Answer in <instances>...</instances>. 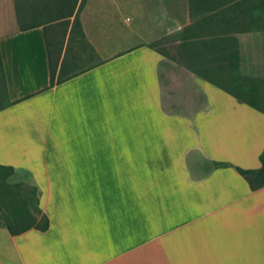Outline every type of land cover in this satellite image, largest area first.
Masks as SVG:
<instances>
[{
  "label": "crops",
  "instance_id": "0c3cea01",
  "mask_svg": "<svg viewBox=\"0 0 264 264\" xmlns=\"http://www.w3.org/2000/svg\"><path fill=\"white\" fill-rule=\"evenodd\" d=\"M186 8V0H84L83 45L70 23L53 43L58 26L48 25L52 50L75 73L49 88L43 28L19 31L13 1L0 0V165L30 172L48 221L44 232L15 236L0 226V264H264V186L250 190L234 170L260 168L264 114L245 102L263 95L257 86L246 94L236 77L264 75V35L235 36L247 61L238 71L185 60L203 108L167 112L164 55L148 46L186 23ZM127 39L139 41L122 46ZM190 154L205 172L193 176ZM210 162L231 167L206 171Z\"/></svg>",
  "mask_w": 264,
  "mask_h": 264
},
{
  "label": "trees",
  "instance_id": "16d2710c",
  "mask_svg": "<svg viewBox=\"0 0 264 264\" xmlns=\"http://www.w3.org/2000/svg\"><path fill=\"white\" fill-rule=\"evenodd\" d=\"M12 1L19 31L41 26L43 33L46 35L51 29L48 25L54 23L57 26L66 27L67 20L72 17V26L69 33H76L78 41L84 44L80 24L76 19L84 0H80L77 7V0ZM186 6L192 23L182 31L183 36L180 39V46L184 50L186 49V52H184L186 55L184 56L188 64L196 63L197 61L205 64L217 63L220 67L219 69L238 71V67L243 63H247L245 54L237 48L235 36L247 34L264 35V0H186ZM72 27L75 28V31H72ZM64 33L65 30L63 31ZM151 44L153 45V43ZM148 48L156 52H163L159 49H154L153 46H148ZM45 49L47 54L49 88L75 75V73L67 70V64L64 58L59 62V47L56 50H52V45L48 44V41L45 39ZM52 52H54V55ZM163 55L165 56L167 54L163 52ZM186 68L194 72L190 66ZM238 72L236 77L237 83L240 87L244 86L246 94L254 90L255 86H257L260 94L263 95L261 102L256 105L245 102L246 105L264 114V75L252 79L243 75L244 72ZM259 73L260 70L258 69ZM0 84L2 85V100L4 101L0 105V110H2L7 102H5V85L1 62ZM244 88L239 90L245 93L243 91ZM234 97L240 100L236 95ZM257 106L263 109H259ZM258 162L260 168L257 170H243L234 167L235 172L245 180L250 190L264 186V150L258 156ZM210 165H212L213 169L231 167L229 164L223 162H210ZM12 169L9 166L0 165V170L11 171ZM1 194L0 197L2 196ZM37 201L36 199V203ZM36 214H40L37 221L35 219ZM36 214L33 215L29 210L13 208L11 209V214L7 217L3 212L2 199L0 198V219L3 220V224L0 226L10 236L19 235L28 230L38 232L46 231L48 228L47 218L38 208H36Z\"/></svg>",
  "mask_w": 264,
  "mask_h": 264
},
{
  "label": "rangeland",
  "instance_id": "374dc122",
  "mask_svg": "<svg viewBox=\"0 0 264 264\" xmlns=\"http://www.w3.org/2000/svg\"><path fill=\"white\" fill-rule=\"evenodd\" d=\"M82 7L83 5L79 9L76 16L78 21L79 18L83 17L85 14L83 13V10L85 9L82 10ZM185 10L188 14V20L185 24L175 25V31H173V27L170 26L169 30L163 33V37L153 40L151 43H153L157 49L167 54L163 57L164 60L160 62L157 68L161 88V108L170 113L191 115L193 112L203 108L204 98L191 77L180 68L181 66L184 67L186 64L184 56V51L186 49L184 50L182 46H180V39L183 36L182 31L192 23L188 9L186 8ZM69 23L71 28L72 20L70 21V19L67 20L66 27L58 26L59 36L55 35L56 38L55 40L53 39L54 41L52 40L53 43H56V40H58V44H61V40L63 38L62 33L64 30H67L66 28H68ZM126 23L128 24V27H133L132 32L134 31V34L137 35L138 33L135 31L133 21L128 19V22ZM147 27L151 28L150 25H147ZM72 31H75V28L72 27ZM130 32L131 31L128 30V36ZM46 38L48 44H51L48 32L46 33ZM122 41L124 42L121 43V45L126 46L127 43L129 45V43H136L139 40L127 39L121 40L120 42ZM96 59H98L97 54H94L93 56L91 55L89 58H81L82 61L77 67L90 66ZM260 65L263 70L264 57L260 60ZM3 103L2 85L0 84V105ZM187 162L189 171H191L193 176L196 174L193 169L198 170L202 168L204 171V168L198 163V158L195 154H190ZM211 168L212 166L207 164L205 170L208 171ZM0 193H2V196L0 197L2 199V209L7 217L11 214V209L13 208L29 210V212L33 215L36 214V208L38 205V201L36 203V199L38 200L39 198V190L36 187L30 172L22 169H12L11 171L0 170ZM39 217L40 214L35 215L36 221ZM2 224L3 220L0 219V225Z\"/></svg>",
  "mask_w": 264,
  "mask_h": 264
}]
</instances>
